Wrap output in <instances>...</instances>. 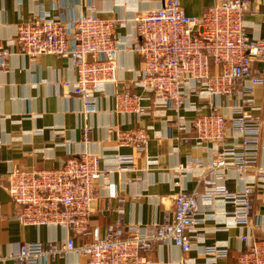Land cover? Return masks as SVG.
I'll return each instance as SVG.
<instances>
[{"label":"built area","instance_id":"built-area-1","mask_svg":"<svg viewBox=\"0 0 264 264\" xmlns=\"http://www.w3.org/2000/svg\"><path fill=\"white\" fill-rule=\"evenodd\" d=\"M252 8V0H217L202 15L191 16L181 0H164L160 8L136 17L133 46L144 62L136 85L149 97L130 88L115 92L118 112L143 117L150 110L143 102L150 99L152 108L174 111L172 122L186 130L182 112L192 97L210 103L219 97L231 98L243 81H250V86L241 88L240 101L232 105L229 115L220 110V104L203 113L190 102L189 109L199 112L192 123L198 145H211L214 151L203 176L206 192L181 189L174 209L166 213L162 223L109 225L102 236L98 229L90 228L97 181L113 169L133 170L135 155L116 153L113 161L102 167L103 157L83 151L56 168L13 169L7 175V191L18 208L17 219L27 226H64L70 234L66 241L22 243L10 255L16 264H43L48 256L69 251L86 257L85 262L75 264H154L149 254L157 245L170 242L187 255L195 241L205 242V231L199 228L207 219L199 207L201 200L219 198L233 204L230 217L235 226H249L254 187H261L264 195V183H255L250 174L264 176V168L258 166L264 121L247 109L253 103L251 89L264 84V75L254 68L256 61H264V38L251 37L246 20ZM117 24L96 12L75 19L39 15L35 22L20 25L14 39L0 37V67L6 69L18 52L32 61L43 55L70 58L76 70L73 93L83 100L86 113L93 111L98 89L117 80ZM148 130L140 127L120 133L119 145L146 151ZM229 168H235L245 180L240 192H232L220 182ZM176 171L180 174L182 167ZM77 237L90 240L77 245ZM241 240L244 246L237 264H264V239L241 235ZM206 250L217 257L227 255V249L217 245ZM159 264H189V260Z\"/></svg>","mask_w":264,"mask_h":264},{"label":"crops","instance_id":"crops-1","mask_svg":"<svg viewBox=\"0 0 264 264\" xmlns=\"http://www.w3.org/2000/svg\"><path fill=\"white\" fill-rule=\"evenodd\" d=\"M253 8L246 16L251 37L264 38V0H252ZM164 0H0V37L15 38L20 25L35 22L39 15L75 19L80 15L99 13L101 17L118 21L115 38L119 39L117 80L103 84L95 95V109L85 112L83 100L73 93L76 70L72 60L58 55H43L32 61L20 52L13 55L6 69L0 67V264H16L10 257L25 242L50 243L66 241L70 234L64 226H27L17 219L18 208L7 191V175L13 169L35 170L58 167L83 151L103 157L102 167L113 161L116 153L135 155L133 170H110L97 181L98 197L90 219V228L105 236L109 225H152L162 223L166 213L174 209L176 195L181 189L204 194L206 167L212 162L211 145H198L192 123L198 113L190 102L200 106L203 113L220 104V110L231 113L240 101V90L250 86L245 80L233 97H219L211 103L192 97L182 115L186 130H180L172 120L175 112L152 108V100L143 104L150 110L143 117L120 113L116 109L117 89L130 88L149 97L136 85L142 76L144 62L134 50L137 35L135 18L163 5ZM185 12L200 16L217 0H181ZM18 46H16V50ZM255 70L264 75V61L254 63ZM239 90V91H238ZM253 103L248 111L264 121V84L251 89ZM192 105V106H193ZM145 127L149 142L144 152L134 145H119V134ZM87 129V134L85 130ZM182 167V172L176 169ZM258 166L264 168V126L261 132ZM251 179L264 183L251 172ZM224 182L232 192H240L245 180L235 168H229ZM253 215L249 226L237 227L232 220L234 205L216 198L199 201L206 216L199 228L204 229L205 242H194L185 255L176 244L157 245L149 254L154 264L162 261L189 260V264H237L244 243L241 235L264 239V195L256 185L252 192ZM202 215V216H203ZM90 238L77 237V245ZM227 249L226 256L208 253L207 246ZM86 257L78 251L48 256L43 264L83 263Z\"/></svg>","mask_w":264,"mask_h":264}]
</instances>
